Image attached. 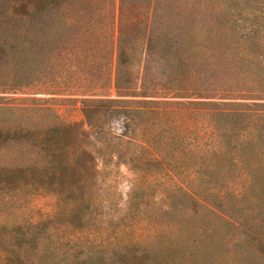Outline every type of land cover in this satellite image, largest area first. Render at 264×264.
I'll return each instance as SVG.
<instances>
[{
	"label": "trees",
	"instance_id": "trees-1",
	"mask_svg": "<svg viewBox=\"0 0 264 264\" xmlns=\"http://www.w3.org/2000/svg\"><path fill=\"white\" fill-rule=\"evenodd\" d=\"M146 1L116 34L114 0H3L0 92L80 96L84 121L0 123V191L57 208L0 225V264H264V101L236 100H264V0ZM111 163L137 175L122 213Z\"/></svg>",
	"mask_w": 264,
	"mask_h": 264
},
{
	"label": "rangeland",
	"instance_id": "rangeland-1",
	"mask_svg": "<svg viewBox=\"0 0 264 264\" xmlns=\"http://www.w3.org/2000/svg\"><path fill=\"white\" fill-rule=\"evenodd\" d=\"M83 2L86 0H74ZM3 0H0V19H5V12L1 6ZM104 0H97V3ZM115 12V30L130 31L137 29L140 25L147 23L151 13L150 6L146 0H138L136 3L132 0H114ZM33 88L22 89L16 92H0V106H17L13 112H8L0 107V123L10 121L11 119L21 120L29 125L44 127L57 121L53 114L58 116V120L63 122H83L84 117L81 110L80 96L68 94H49L35 91ZM113 97L112 93L110 95ZM194 98H173V100L190 101ZM238 101H264L257 99H236ZM27 106L28 109H22ZM31 108V110H29ZM47 110H45V109ZM35 119V120H34ZM120 117L111 120V127L114 132L121 129ZM13 150L0 149V164H8L9 159L15 156ZM101 184L104 197L111 199L115 203L114 209L119 213L124 208L128 192L137 175L128 165L108 164L101 173ZM108 188L112 191L107 193ZM162 186L154 188L161 190ZM164 188V187H163ZM17 195H7L0 191V225L22 223L25 221H38L49 217L57 211L56 200L53 194L47 191L22 190ZM159 193H157V196ZM116 212V213H117ZM105 216L104 218H106Z\"/></svg>",
	"mask_w": 264,
	"mask_h": 264
}]
</instances>
